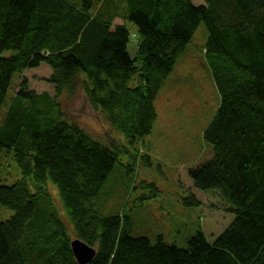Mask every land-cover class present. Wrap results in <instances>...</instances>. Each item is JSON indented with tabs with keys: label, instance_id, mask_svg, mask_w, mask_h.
<instances>
[{
	"label": "trees",
	"instance_id": "16d2710c",
	"mask_svg": "<svg viewBox=\"0 0 264 264\" xmlns=\"http://www.w3.org/2000/svg\"><path fill=\"white\" fill-rule=\"evenodd\" d=\"M80 1V0H79ZM0 0V152H13L22 179L0 185V264H77L70 243L96 251L90 264H264V0ZM132 23L140 41L127 51ZM219 106L203 138L211 158L189 172L193 187L217 192L233 215L212 242L197 232L185 250L130 236L128 216L101 217L99 196L117 166L137 160L135 147L156 122L155 100L199 26ZM5 51L14 52L4 58ZM139 64L140 68L136 67ZM46 65L54 95L25 79L6 102L13 77ZM139 75L141 86L131 89ZM82 89L127 146L101 144L71 123L59 99ZM146 167L150 157L143 155ZM48 182L73 224L71 240ZM185 206H199L190 196Z\"/></svg>",
	"mask_w": 264,
	"mask_h": 264
},
{
	"label": "rangeland",
	"instance_id": "374dc122",
	"mask_svg": "<svg viewBox=\"0 0 264 264\" xmlns=\"http://www.w3.org/2000/svg\"><path fill=\"white\" fill-rule=\"evenodd\" d=\"M77 3L79 0H70ZM94 3L97 0H92ZM196 6H205L203 0H190ZM83 0L79 1L82 5ZM118 15L126 11L125 0H114ZM123 24L129 33L127 51L133 59L140 41L137 28L124 19L117 18L114 25ZM207 34L203 24L196 31L186 52L176 63L172 74L160 90L154 106L156 122L150 135L136 145L137 160L130 168L128 161L117 166L102 190L97 212L101 217L126 215L132 228L130 236L146 238L151 245L160 239L168 247L185 250L188 241L201 232L212 243L232 222L233 215L225 211V204L217 192L202 193L193 187L189 172L211 158V147L203 138L219 106V96L205 63L203 47ZM14 52L5 51L7 58ZM140 68L139 64H136ZM51 70L42 65L38 69L16 74L2 108L5 112L9 101L18 91L22 79L37 94L54 95L47 82ZM139 75L128 84L131 89L141 86ZM63 114L93 140L104 145L117 141L127 146L124 138L114 130L106 116L93 110L80 88L76 97L59 99ZM150 157L151 166L146 167L141 157ZM22 179L13 152H0V185L12 186ZM58 217L67 229L71 240L73 224L65 213L56 186L46 185ZM194 196L199 206H185L184 201ZM14 215L0 207V223Z\"/></svg>",
	"mask_w": 264,
	"mask_h": 264
},
{
	"label": "water",
	"instance_id": "95a60500",
	"mask_svg": "<svg viewBox=\"0 0 264 264\" xmlns=\"http://www.w3.org/2000/svg\"><path fill=\"white\" fill-rule=\"evenodd\" d=\"M70 248L77 264H90L96 255V251L92 247L78 239L71 241Z\"/></svg>",
	"mask_w": 264,
	"mask_h": 264
}]
</instances>
